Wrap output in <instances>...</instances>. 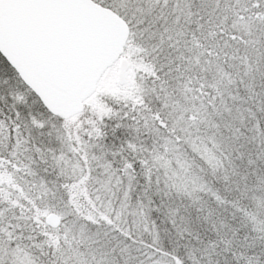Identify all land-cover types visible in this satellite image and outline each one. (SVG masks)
<instances>
[{"label":"snow or ice","instance_id":"1","mask_svg":"<svg viewBox=\"0 0 264 264\" xmlns=\"http://www.w3.org/2000/svg\"><path fill=\"white\" fill-rule=\"evenodd\" d=\"M0 264H264V0H0Z\"/></svg>","mask_w":264,"mask_h":264}]
</instances>
